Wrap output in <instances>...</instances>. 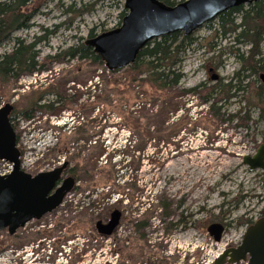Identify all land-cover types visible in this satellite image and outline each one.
<instances>
[{
  "label": "rangeland",
  "instance_id": "1",
  "mask_svg": "<svg viewBox=\"0 0 264 264\" xmlns=\"http://www.w3.org/2000/svg\"><path fill=\"white\" fill-rule=\"evenodd\" d=\"M125 1L27 0L20 14L31 19L29 27L0 42V59L21 44L38 43L32 54L41 71L24 73L19 80L0 77V106L12 101L21 114L35 116L16 121L22 169L36 175L68 162L67 175L78 178L56 211L14 238L0 232V264H65L61 258L67 250L69 264H117L119 257L111 256L116 246L97 233V222L113 208L134 207L135 221L150 217V235L162 228L151 217L154 208L169 200L192 217L186 233L177 236L180 249L171 245L170 252L180 259L175 264H213L228 245L241 243L251 222L264 217L262 172L243 163L264 144L263 72L246 79L245 91L235 98L224 99V91L215 89L241 72L233 54L247 59L251 48L238 46V32L223 35L217 18L193 33L179 66L182 78L167 91L154 90L129 67L112 75L93 61L64 55L86 42L92 30L100 35L117 28ZM260 50L264 53V45ZM214 75L223 82L213 81ZM214 90L221 93L213 95ZM211 97L218 102L204 103ZM47 105L61 110L52 114ZM126 118L138 121L142 131L133 133ZM148 132L155 139L145 137ZM98 149L105 154L95 168ZM10 171L0 162V175ZM225 220L229 229L216 243L208 227ZM120 234L124 240L126 234ZM161 238L160 232L149 237L153 254Z\"/></svg>",
  "mask_w": 264,
  "mask_h": 264
},
{
  "label": "water",
  "instance_id": "2",
  "mask_svg": "<svg viewBox=\"0 0 264 264\" xmlns=\"http://www.w3.org/2000/svg\"><path fill=\"white\" fill-rule=\"evenodd\" d=\"M262 1L187 0L170 7L159 0H126L127 14L121 25L89 38L85 45L93 49L109 72H115L132 66L139 53L155 40L176 33L190 37L224 13ZM212 80L216 81L217 77ZM261 80L264 85V74ZM10 112V106L0 111V161L13 166L10 175L0 176V231L7 230L10 236H14L27 224L56 211L72 191L74 183L71 179L61 182L62 168L35 177L21 170L20 152L8 118ZM243 163L252 172L264 171V144L254 156L244 157ZM117 225L115 213L108 225L97 222L96 230L107 238ZM222 230L219 224L209 227V234L214 236L215 242L221 241ZM242 262L264 264V217L247 229L238 248L224 251L213 264Z\"/></svg>",
  "mask_w": 264,
  "mask_h": 264
},
{
  "label": "trees",
  "instance_id": "3",
  "mask_svg": "<svg viewBox=\"0 0 264 264\" xmlns=\"http://www.w3.org/2000/svg\"><path fill=\"white\" fill-rule=\"evenodd\" d=\"M165 5L174 7L178 3L175 0H159ZM186 0H182L184 2ZM27 0H0V40H4L7 35L13 31L28 28V23L31 19L27 16L21 15L20 10L25 5ZM126 11L121 14V22L126 16ZM239 15L241 23L236 26V16ZM219 25L223 31V35L226 34H235L236 42L238 46H249L251 49L248 53V58L245 59L244 56L233 54L234 58H237L239 63H242L241 72L237 73L236 76L230 80V83L222 86L217 85L215 89L224 91V99H232L239 95V93L245 91V86L243 83L248 79V75L243 76L244 73L248 72L249 69H253L252 74L258 75L259 72L264 73V53L261 52L260 48L264 45V1L250 5L248 10H244V7L232 9L219 18ZM118 26V27H119ZM228 31V32H227ZM97 34L92 30L90 32L89 38L96 37ZM194 40L192 37H186L182 33H176L167 37H163L159 40H155L152 43L148 44L138 55L136 62L129 67V70L139 74L140 76H145L143 82L150 85L154 90H170L175 88L182 75L180 73V65L182 64V58L184 57L187 50L193 44ZM38 43L31 44L29 46H24L23 44L15 50L14 54L11 56H5L0 59V77L5 78L9 77L13 80H19L20 77L27 73L29 75L35 74L38 71L37 63H35V56L32 54L33 49ZM239 52V51H238ZM65 56L72 60H81V61H93L95 64H98L100 67H104L101 59L95 55L92 48L88 47L84 43H79L75 46L68 48L65 53ZM104 71H106L104 69ZM121 71V70H120ZM120 71L111 73L112 75L117 74ZM242 74V75H241ZM235 84V85H233ZM222 86V87H221ZM262 91V90H261ZM217 91H212L214 95ZM235 92L234 94H231ZM218 92L216 95H219ZM212 95V96H213ZM261 103L264 100V93L260 95ZM218 102L215 98L206 99L204 103H210V101ZM60 100H55L54 103L59 104ZM215 104L212 103L211 109H214ZM51 105H47L44 108L51 109ZM61 110L58 108L56 111H51L52 114H55ZM261 118L264 120L263 112L260 114ZM25 121H33L35 119L34 114L29 113L27 116H23ZM125 122L132 129L133 133L140 130L142 131V125L137 121V123H132L127 118ZM134 124V126L130 125ZM66 129V127H64ZM63 128V129H64ZM149 130V127L147 128ZM146 129V130H147ZM79 130V129H78ZM148 136L149 140L155 139L156 134L147 133L144 135ZM131 142V141H130ZM131 146V145H130ZM98 154L95 156V161L93 164L95 168L97 167L98 160L103 157L105 150L98 149ZM108 156V153H107ZM111 162V158L107 164ZM98 173V172H97ZM264 215V213H263ZM253 224L252 222L250 225Z\"/></svg>",
  "mask_w": 264,
  "mask_h": 264
},
{
  "label": "flooded vegetation",
  "instance_id": "4",
  "mask_svg": "<svg viewBox=\"0 0 264 264\" xmlns=\"http://www.w3.org/2000/svg\"><path fill=\"white\" fill-rule=\"evenodd\" d=\"M9 34L7 35V37H5L4 40L9 39L8 38ZM0 42L2 41L0 40ZM14 52L11 55H13ZM11 55H5V56L9 57ZM213 71L215 70L210 69V73ZM253 72H254L253 69H249V71L246 72L247 75L249 76L247 80H249L250 77L257 76L256 74H252ZM263 74L264 73L259 75V80L261 83L260 89L264 93V85L261 80V76ZM214 76L217 77L216 81H218L219 83L223 82L224 79L222 77H220L219 75H214ZM243 76H245V73L243 74ZM41 100L42 99H39L37 101L38 102L37 104H40ZM8 106L11 107V112L8 117L9 123L15 133L16 143H17L19 139V135L17 131L16 121L18 119L24 120L23 116H27L30 112L28 113L25 112L21 114V112L17 111L18 109L16 108L15 103L12 101H7L6 103H3V105L0 106V111ZM59 168L63 169L62 174H61V181H64L66 179L73 180L74 186L72 190L74 191L78 183V178L75 175L74 176L67 175L69 171V163L66 162L65 165H61L55 169H59ZM27 173L30 174L31 176H36L43 172H40L36 175H33L29 172ZM261 176L264 179V171L262 172ZM125 197L128 199V195H125ZM64 200L61 205H63ZM178 203L174 204L172 200H169L168 204L163 201L162 202L158 201L159 205L154 208V211L151 214V217H153V219L156 222H158V224H161L162 228L155 232L152 231L150 235L148 233L151 230V226H152L148 220L150 217L144 218V220H141V221L140 220L135 221V217L137 216L136 208L125 206V207L113 208L109 210L107 213V219L102 220L101 222L103 224L108 225L112 221L113 215L117 213L118 225L112 231V233L107 236V241L114 242V245L116 246V249L114 251L111 250V256L117 255L119 257V260H117V264H175L176 262H179L180 260L179 257H175L174 254L170 252V248H171V245L174 244L175 248L180 249V246H182L181 244H183V242L180 239L179 242L177 243V240L179 239L177 236L179 235L181 236V234L186 233V229L190 225V221L192 217H191V213H189V210L187 211L186 208L173 207V205L177 206ZM214 224H219L223 227V230L221 233V240H222L224 238V235L226 234V231L229 229L230 225L227 222V220L223 221V223H214ZM209 227H208V233H209ZM121 231L126 234V238L124 240L118 239L121 235L120 234ZM177 231H179V234H176ZM159 232L162 237L161 242L159 241L158 243H155V245H153V247L156 249V252L153 254L152 251L148 250L149 248H151L149 246V243H152L149 237L151 235L153 236L154 233L155 235H158ZM18 234L19 233L17 232L14 236H9V237L14 238ZM210 236L214 239V236L212 235ZM240 244L241 243L237 245H228L227 248L228 249L236 248ZM118 246H121V249L120 248L117 249ZM183 263L185 264V261H183Z\"/></svg>",
  "mask_w": 264,
  "mask_h": 264
},
{
  "label": "bare ground",
  "instance_id": "5",
  "mask_svg": "<svg viewBox=\"0 0 264 264\" xmlns=\"http://www.w3.org/2000/svg\"><path fill=\"white\" fill-rule=\"evenodd\" d=\"M260 147H261V146H260ZM262 172H263V171H262ZM260 219H263V216H262L261 218H259L258 220H260ZM258 220H256L255 222H257ZM255 222H253V224H255ZM253 224H251L250 226H252ZM250 226H248V228H249ZM248 228H247V229H248ZM246 231H247V230H246ZM245 233H246V232H245ZM244 235H245V234H244ZM243 237H244V236H243ZM222 240H223V239H222ZM222 240H221V241H222ZM221 241H220V242H221ZM242 241H243V238H242ZM242 241H241V243H242ZM218 243H219V242H218ZM240 245H241V244H240ZM240 245H239V246H240ZM239 246H238V247H239ZM238 247H236V248H238ZM236 248H230V249H236ZM227 250H229V249H228V248L224 249V251H227ZM241 264H247V263H243V262H242Z\"/></svg>",
  "mask_w": 264,
  "mask_h": 264
}]
</instances>
